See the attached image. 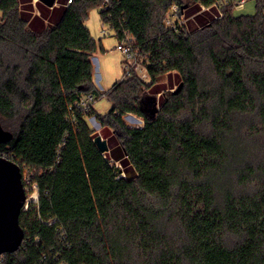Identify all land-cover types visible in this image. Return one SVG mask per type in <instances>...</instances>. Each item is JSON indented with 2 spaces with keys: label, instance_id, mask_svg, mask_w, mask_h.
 Listing matches in <instances>:
<instances>
[{
  "label": "trees",
  "instance_id": "obj_1",
  "mask_svg": "<svg viewBox=\"0 0 264 264\" xmlns=\"http://www.w3.org/2000/svg\"><path fill=\"white\" fill-rule=\"evenodd\" d=\"M219 1L72 0L37 32L21 0H0V124L12 134L0 156L32 194L23 242L0 264H264V0L253 16L223 5L193 31L166 25L173 4L190 17ZM93 9L117 40L134 38L148 81L97 88ZM150 93H161L152 119L139 105ZM89 94L111 108L81 109ZM91 118L131 179L97 148Z\"/></svg>",
  "mask_w": 264,
  "mask_h": 264
},
{
  "label": "rangeland",
  "instance_id": "obj_2",
  "mask_svg": "<svg viewBox=\"0 0 264 264\" xmlns=\"http://www.w3.org/2000/svg\"><path fill=\"white\" fill-rule=\"evenodd\" d=\"M255 8H256V1L248 0L241 9H235L234 15L236 17L253 16L255 14ZM195 18H196L195 20L196 22H193L191 19L185 21L187 23L186 29L188 31H193L195 29H198L202 25L208 22V19L202 17L201 18L195 17ZM186 19L187 18L184 17V20ZM86 26L89 28L92 37L95 39L96 47H97V51L93 54L91 58L93 64L94 82L96 81L100 82V77H101L100 75H102L104 77V80L103 82L100 83L101 87L100 84L97 86L100 90L104 89L105 91H107L116 81H119L123 78L125 57L121 52H118L115 49L118 40L113 36L111 31L106 26H103L98 9L91 10L88 19L86 21ZM139 75H140V71H139ZM107 77L109 79H107ZM146 81H148V78L146 79ZM161 81L166 85L167 84L166 76H164ZM179 84L180 83L176 82L173 89L167 88L165 89L164 92H167L168 90L174 91ZM150 95H154V94L150 93ZM160 95L161 93L156 95L158 98V105H157L158 109H160V104H159ZM110 108H111V103L106 98H99L95 102V109L99 114H105ZM133 116L136 115L127 114L124 116L123 120L126 123V125L128 126L143 125V119L138 117H136V119L139 121V124L136 125V122H134L132 119ZM88 122L95 130H98L100 128L99 123H97L93 118L88 119ZM109 142L112 141L110 140ZM115 165L123 169V167L119 163ZM23 174L24 177L26 178L30 177V172L27 170H25ZM122 174L127 177L128 170L124 168L122 170ZM25 190L28 195V198H31L32 194H29V188L27 187L25 188Z\"/></svg>",
  "mask_w": 264,
  "mask_h": 264
},
{
  "label": "water",
  "instance_id": "obj_3",
  "mask_svg": "<svg viewBox=\"0 0 264 264\" xmlns=\"http://www.w3.org/2000/svg\"><path fill=\"white\" fill-rule=\"evenodd\" d=\"M40 1L48 7H51L55 2V0ZM181 87L182 83L175 91L178 92ZM157 104L156 95H147L139 102L140 106L144 105L143 111L150 119L155 117L159 110ZM11 138L12 134L4 130L0 124V142L8 141ZM94 141L102 153L109 150L106 140H103L99 135ZM26 202L27 193L19 165L0 156V255L16 252L23 242L24 231L19 224V215Z\"/></svg>",
  "mask_w": 264,
  "mask_h": 264
},
{
  "label": "crops",
  "instance_id": "obj_4",
  "mask_svg": "<svg viewBox=\"0 0 264 264\" xmlns=\"http://www.w3.org/2000/svg\"><path fill=\"white\" fill-rule=\"evenodd\" d=\"M67 6H68L67 0H55L54 4L51 7L46 6L40 0H21V7L23 8V10L25 12L31 14L30 18H29V23L32 26V28L37 32L42 31L46 26L56 25L58 23V21L60 20V17L62 15L63 10ZM186 8L187 7L182 9V14H183V10H185ZM218 13H219V9L217 7L213 8L211 10L203 11V12H201V9H200L197 13L191 15L190 17H186L187 18L186 21L191 19L193 22H196L195 17H200V18L202 17L205 19H209L210 16H213L216 18ZM100 76H101L100 82L99 81L95 82L96 86L99 85L104 80V77L102 75H100ZM107 79H109V78L107 77ZM100 87H101V84H100ZM97 88H98V86H97ZM101 91H105V90L102 89ZM92 109L94 111H96L95 103H93ZM136 117H138V116H133V118L132 117L131 118L134 121ZM138 118H140V117H138ZM95 131L103 140H106V142H107L109 150L105 153L109 159V162L111 164H114V165L118 164V163L121 165V161L125 157V154H124L121 146L114 139L111 129L109 127H106V126H103V127L100 126V128L98 130H95ZM110 140L112 142H109ZM134 175H135V171L132 169H128V176L127 177L125 175H123V176L128 178V179H131Z\"/></svg>",
  "mask_w": 264,
  "mask_h": 264
},
{
  "label": "built area",
  "instance_id": "obj_5",
  "mask_svg": "<svg viewBox=\"0 0 264 264\" xmlns=\"http://www.w3.org/2000/svg\"><path fill=\"white\" fill-rule=\"evenodd\" d=\"M71 1L72 0H67V5H69ZM247 1L248 0H221L219 2H216L215 7L219 8V13L216 16V19L222 16L220 7H222L223 5H232L234 9H241ZM207 10H209V7L201 6V12L207 11ZM166 25L170 27L171 29H173L174 31H176L177 29L183 26L186 27L184 15L182 14V11L181 13H179V7L176 4H173L171 6L167 14ZM134 41H135L134 38L131 37L130 34L125 33L123 37L120 40H118V43L115 49L118 52H121L125 57L124 76L130 77L132 76L133 73H135L138 76V78H140L141 80H146L148 78L146 67H145V64L143 63V60L138 58V53L133 48ZM139 71H140V75H139ZM95 101L96 99L94 98V96L89 94V95L84 96L80 100V102L78 103V106L81 109L88 111L92 107L93 103H95ZM134 122H136V125L139 124V121L136 118ZM33 188H35V186H33ZM29 200H31V198L27 197V201Z\"/></svg>",
  "mask_w": 264,
  "mask_h": 264
},
{
  "label": "bare ground",
  "instance_id": "obj_6",
  "mask_svg": "<svg viewBox=\"0 0 264 264\" xmlns=\"http://www.w3.org/2000/svg\"><path fill=\"white\" fill-rule=\"evenodd\" d=\"M178 6V5H177ZM181 7H183V5L181 6ZM180 10V9H179ZM200 10V9H199ZM185 12V11H184ZM168 13V12H167ZM193 17V16H192ZM186 21V20H185ZM187 24V23H186ZM199 25V24H198ZM166 26V25H165ZM168 27V26H167ZM200 27V26H199ZM169 28V27H168ZM179 30V29H178Z\"/></svg>",
  "mask_w": 264,
  "mask_h": 264
}]
</instances>
